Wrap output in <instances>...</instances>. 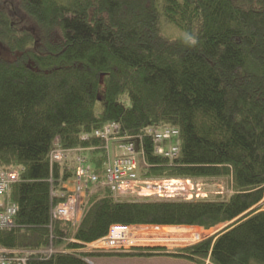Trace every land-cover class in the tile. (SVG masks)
I'll return each mask as SVG.
<instances>
[{
  "label": "trees",
  "instance_id": "1",
  "mask_svg": "<svg viewBox=\"0 0 264 264\" xmlns=\"http://www.w3.org/2000/svg\"><path fill=\"white\" fill-rule=\"evenodd\" d=\"M13 1L0 22L7 42L24 34L0 39V168L18 174L1 197L17 209L14 226L0 227L7 263L264 264V0ZM108 124L112 140L140 144V178L217 191L114 196L104 183L121 151L95 136ZM167 129L177 136L157 143ZM170 145L174 157L156 153ZM57 149L67 158L52 161ZM79 159L98 180L84 184L72 223L53 213L75 193ZM115 224L224 228L182 247L89 249Z\"/></svg>",
  "mask_w": 264,
  "mask_h": 264
},
{
  "label": "built area",
  "instance_id": "2",
  "mask_svg": "<svg viewBox=\"0 0 264 264\" xmlns=\"http://www.w3.org/2000/svg\"><path fill=\"white\" fill-rule=\"evenodd\" d=\"M117 132L115 124H108L103 129L95 131V136L105 138L108 141L112 140L111 135ZM178 134L177 130H160L156 133L155 141L157 143L165 142L166 140L175 138ZM118 142L119 156H113L108 164L105 185L116 197L137 199L143 197H156L163 199H192L199 197L201 192L198 188H191L190 190L179 186L178 183L188 184L192 181L190 179H162L150 180L142 179L139 176V158L136 153L135 143L127 138H113L112 141ZM69 152V151H68ZM67 151L62 149L55 150L51 155L52 161H60L67 158ZM179 152V148L175 145H170L165 148L163 146H156V153L167 157H174ZM143 154V152H142ZM77 178L75 182V193L69 197L65 203L61 204L53 213L54 217H59L62 220L75 223L80 216L81 194L84 190V184L90 179L96 182L98 178L94 176L90 168L85 166L83 160L79 159ZM144 162V160H142ZM18 181V174L15 171L4 170L0 168V227L11 228L15 224V215L17 209L14 205H8L4 202L3 197ZM178 181V183L174 182ZM197 189V190H195ZM154 226H138V225H112L108 234L89 244V249L101 251H122L138 247L145 242L158 241L154 240L150 233L147 232L149 228ZM158 227V226H155ZM186 241V240H182ZM52 252V250H51ZM5 250L0 249V264H8L6 258L3 256Z\"/></svg>",
  "mask_w": 264,
  "mask_h": 264
},
{
  "label": "rangeland",
  "instance_id": "3",
  "mask_svg": "<svg viewBox=\"0 0 264 264\" xmlns=\"http://www.w3.org/2000/svg\"><path fill=\"white\" fill-rule=\"evenodd\" d=\"M4 4H2V6H0V22L6 18L7 16H9V13L13 11V8H10V6L12 7V4H13V0H1ZM12 1V2H11ZM11 2V3H10ZM10 3V6H8V4ZM11 10V11H10ZM13 15V13H12ZM1 26V24H0ZM20 26V25H19ZM17 36H24V34H22L21 32H19L18 34H13V36H8L9 37V40L10 41H6L4 40L1 36V40L5 41L6 42V45H12L13 42H15V39L17 38ZM140 144L136 142L135 144V148H136V153H137V156L138 158L141 160V148L139 146ZM110 148H111V152L113 155L117 154L118 152V144L115 143V141H111L110 142ZM186 180V179H184ZM192 184L191 183H187L186 181H184V183H178V181H174L176 183L179 184V186H183L184 188H188L189 190L191 188H198L200 189V193H199V197H202V196H206L205 193H207V191H212V194H214L217 190L216 188L218 189V186L216 185H203L201 183L200 180H192ZM220 185H224L225 187V184H220ZM222 188V187H221ZM197 190V189H195ZM155 227V226H154ZM177 228H180V227H177ZM188 228V227H187ZM222 228H224V226H219L217 228H214L212 230H208V231H205V230H194V233H195V239L194 240H191V241H188L186 239V241H182L184 239H179V240H158V241H153V242H145L143 244H140L139 246H149V247H167V248H174V247H182V246H187V245H190V244H194L202 239H205L215 233H217L219 230H221ZM162 233H159V235H161ZM171 235H175V234H171ZM180 235V234H179ZM162 236H167L165 234H162ZM170 236V235H169ZM92 263L94 264H130L129 261H125L123 260L122 258H115V257H96V258H93L91 259ZM155 262V260H141V259H137L136 263L135 264H150V262ZM169 263L170 264H195V263H192L191 261H188L186 259H174V258H169Z\"/></svg>",
  "mask_w": 264,
  "mask_h": 264
},
{
  "label": "bare ground",
  "instance_id": "4",
  "mask_svg": "<svg viewBox=\"0 0 264 264\" xmlns=\"http://www.w3.org/2000/svg\"><path fill=\"white\" fill-rule=\"evenodd\" d=\"M200 230V229H198ZM148 233H150L151 237L154 240H194L195 239V233L192 229H183V228H176V227H151L147 230ZM159 233L165 234L167 236L159 235ZM175 234V235H171ZM180 234V235H179ZM170 235V236H169Z\"/></svg>",
  "mask_w": 264,
  "mask_h": 264
},
{
  "label": "crops",
  "instance_id": "5",
  "mask_svg": "<svg viewBox=\"0 0 264 264\" xmlns=\"http://www.w3.org/2000/svg\"><path fill=\"white\" fill-rule=\"evenodd\" d=\"M119 153V151H117ZM177 228V227H176ZM183 229H192V230H198L201 229L199 227H180ZM203 230V229H201ZM115 258H122V257H115ZM169 258L171 257H167V256H154V257H123L122 259L125 261H129L130 264H135L137 259H141V260H155V262H150V264H170L169 263ZM177 259V258H174ZM94 264V263H93Z\"/></svg>",
  "mask_w": 264,
  "mask_h": 264
}]
</instances>
